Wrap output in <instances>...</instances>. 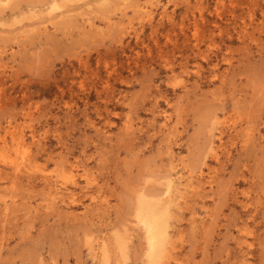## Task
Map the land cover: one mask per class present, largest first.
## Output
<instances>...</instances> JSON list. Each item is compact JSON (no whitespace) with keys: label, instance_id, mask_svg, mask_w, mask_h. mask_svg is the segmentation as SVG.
<instances>
[{"label":"rangeland","instance_id":"374dc122","mask_svg":"<svg viewBox=\"0 0 264 264\" xmlns=\"http://www.w3.org/2000/svg\"><path fill=\"white\" fill-rule=\"evenodd\" d=\"M0 264H264V0H0Z\"/></svg>","mask_w":264,"mask_h":264},{"label":"bare ground","instance_id":"6f19581e","mask_svg":"<svg viewBox=\"0 0 264 264\" xmlns=\"http://www.w3.org/2000/svg\"><path fill=\"white\" fill-rule=\"evenodd\" d=\"M147 207L145 208L144 211L145 216L147 218V220H145V224L147 225L146 227L148 228L149 243L151 246V250L153 252L152 254L154 255L159 250L164 239L166 238L167 230H166V224L164 223L163 220L159 218V216L156 215L155 210L152 209L150 206L148 208Z\"/></svg>","mask_w":264,"mask_h":264}]
</instances>
